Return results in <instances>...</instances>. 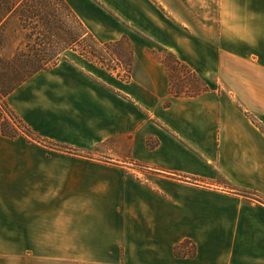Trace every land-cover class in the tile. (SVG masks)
Instances as JSON below:
<instances>
[{
	"label": "crops",
	"instance_id": "1",
	"mask_svg": "<svg viewBox=\"0 0 264 264\" xmlns=\"http://www.w3.org/2000/svg\"><path fill=\"white\" fill-rule=\"evenodd\" d=\"M65 1L101 43L130 41L131 79L70 51L8 96L93 157L6 137L0 109V264H264V0ZM158 50L209 91L172 97Z\"/></svg>",
	"mask_w": 264,
	"mask_h": 264
},
{
	"label": "trees",
	"instance_id": "2",
	"mask_svg": "<svg viewBox=\"0 0 264 264\" xmlns=\"http://www.w3.org/2000/svg\"><path fill=\"white\" fill-rule=\"evenodd\" d=\"M8 48L12 52L6 54ZM68 51L78 52L89 61L97 62L112 71H116L117 67L111 61L116 60L117 66L124 68L127 73L125 80L131 79L134 50L130 41L122 39L101 43L65 0H0V102L6 114L2 124L3 134L16 138L22 133L31 141L50 149L86 157L87 152L37 135L18 117L7 101L8 96L30 78L68 60ZM159 57L170 76L172 97L192 98L209 91V86L197 72L174 53L165 50ZM169 105L170 102L167 103ZM11 121L17 122L22 129L11 127ZM258 126L264 132V127L260 124ZM240 194L253 196L246 191H240ZM189 243L192 244L186 240L176 247L178 257L195 254L196 247L192 253L182 251Z\"/></svg>",
	"mask_w": 264,
	"mask_h": 264
},
{
	"label": "rangeland",
	"instance_id": "3",
	"mask_svg": "<svg viewBox=\"0 0 264 264\" xmlns=\"http://www.w3.org/2000/svg\"><path fill=\"white\" fill-rule=\"evenodd\" d=\"M12 52V49L11 48H8V49H6V54H9V53H11ZM68 52H70V51H68ZM68 52H66V55H67V53ZM158 52H159V54H163V51H161V50H158ZM108 57V59L110 58L109 56H107ZM111 61V60H110ZM91 62H93V61H91ZM117 62L118 61H111V63H113L114 64V66L116 65V67H117V69H116V71H112V70H109L106 66H102L101 64H98L97 62H93V63H95V64H97V65H99V66H101V67H103L104 69H107L108 71H111V72H115L116 74H118L123 80H125V78L127 77V73L125 72V70H124V68H121V67H119V66H117ZM1 106H2V102H0V109L2 110V108H1ZM3 111V110H2ZM11 127H13V128H15V129H17V130H20V129H22V127L17 123V122H13V121H11ZM22 132V131H21ZM20 132V133H21ZM20 135H23L22 133L20 134ZM25 136V135H24ZM28 138V137H27ZM29 139V138H28ZM30 140V139H29ZM31 141V140H30ZM35 142V141H34ZM48 148V147H47ZM50 149V148H49ZM53 150V149H52ZM55 151H58V150H55ZM102 151H104L102 148L100 149V152L102 153ZM61 152V151H60ZM64 153H66V152H64ZM88 154L86 155V157H84V156H79V157H84V158H92L93 157V155L91 154V153H89V152H87ZM108 153V152H107ZM67 154H69V153H67ZM73 155V154H72ZM75 156H77V155H75ZM97 161H99L100 163H106V164H115L114 163V161H109L108 159H105L104 157H102L101 159H97ZM126 162L129 164L128 165V167H130V168H132L133 170H134V172H132V175L133 176H135L138 180H141V181H146L147 179H149L150 178V173L151 172H149V171H147L146 170V168L145 167H143L140 163H138V162H134V160H132V159H130V160H126ZM117 165H121V163H120V161L117 163ZM192 242V241H191ZM195 247H196V244L194 243V242H192V244H186L185 246H184V248L182 249V251L184 252V253H192V252H194V250H195ZM197 248V247H196Z\"/></svg>",
	"mask_w": 264,
	"mask_h": 264
}]
</instances>
